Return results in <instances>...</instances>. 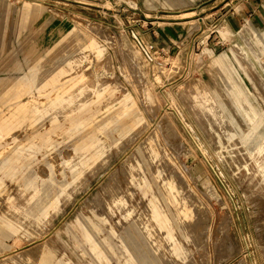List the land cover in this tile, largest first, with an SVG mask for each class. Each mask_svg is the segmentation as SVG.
Listing matches in <instances>:
<instances>
[{"label":"rangeland","instance_id":"374dc122","mask_svg":"<svg viewBox=\"0 0 264 264\" xmlns=\"http://www.w3.org/2000/svg\"><path fill=\"white\" fill-rule=\"evenodd\" d=\"M1 123L0 264H264V0H0Z\"/></svg>","mask_w":264,"mask_h":264},{"label":"bare ground","instance_id":"6f19581e","mask_svg":"<svg viewBox=\"0 0 264 264\" xmlns=\"http://www.w3.org/2000/svg\"><path fill=\"white\" fill-rule=\"evenodd\" d=\"M40 2H38V4H39ZM56 5V4H55ZM193 10H188L187 12H184L183 14H186V13H189V12H192ZM173 14V13H172ZM176 15V14H175ZM174 15V16H175ZM168 16V15H167ZM170 16H173V15H170ZM177 16V15H176ZM182 17V16H181ZM166 18V17H165ZM201 18V17H200ZM196 20H198L199 21V19L198 18H196ZM158 22V21H157ZM161 23V22H160ZM168 23V22H167ZM171 29H172V27H170ZM193 53V52H192ZM194 56H195V54H193V55H191V57H193L194 58ZM189 57V56H188ZM190 57V58H191ZM164 67H166V65H163ZM170 66L172 67L173 65H171V63H170ZM175 66V65H174ZM170 67V68H171ZM188 68V67H187ZM169 69V68H168ZM190 69V68H189ZM163 92V93H162ZM162 92H161V90H160V96H161V98H162V100H163V105H162V107H161V109H162V112H164L165 110H167V109H169V105H171V100L169 99V97L165 94V92L162 90ZM163 94H164V96H163ZM167 99H165V98ZM210 100H212L213 101V98H211ZM19 110H23L24 109V106L22 105L21 107H19L18 108ZM4 124V123H3ZM0 125H2V123L0 124ZM16 251V250H15ZM12 254L11 253H8V252H6V253H3V254H1L0 255V258H2V259H5L6 257H8V256H11ZM51 256H52V254H50V253H45V254H43L41 257H40V260H39V262H41V263H45L46 261H48L50 258H51ZM37 260V259H36Z\"/></svg>","mask_w":264,"mask_h":264},{"label":"crops","instance_id":"0c3cea01","mask_svg":"<svg viewBox=\"0 0 264 264\" xmlns=\"http://www.w3.org/2000/svg\"><path fill=\"white\" fill-rule=\"evenodd\" d=\"M252 1V0H251ZM238 4H237V6H236V8L234 9V11H232V13H231V21L233 22V23H235L236 22V19H240L241 18V16H243V12H242V8L244 9V4H243V1H238L237 2ZM244 5V6H243ZM253 7L254 8H256L257 6H256V4H254L253 3ZM238 8V9H237ZM241 8V9H240ZM255 10V9H254Z\"/></svg>","mask_w":264,"mask_h":264},{"label":"built area","instance_id":"2783aa9c","mask_svg":"<svg viewBox=\"0 0 264 264\" xmlns=\"http://www.w3.org/2000/svg\"><path fill=\"white\" fill-rule=\"evenodd\" d=\"M153 48H154V45H152V44H149V45H148V48H147V50H148V53H149V50H150V49H153ZM153 50H154V49H153ZM155 51H156V50H155Z\"/></svg>","mask_w":264,"mask_h":264}]
</instances>
